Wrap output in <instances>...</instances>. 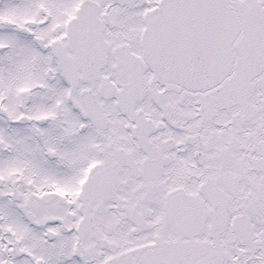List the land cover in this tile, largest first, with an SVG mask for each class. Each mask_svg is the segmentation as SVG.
<instances>
[{"label": "snow or ice", "instance_id": "snow-or-ice-1", "mask_svg": "<svg viewBox=\"0 0 264 264\" xmlns=\"http://www.w3.org/2000/svg\"><path fill=\"white\" fill-rule=\"evenodd\" d=\"M0 264H264V0H0Z\"/></svg>", "mask_w": 264, "mask_h": 264}]
</instances>
